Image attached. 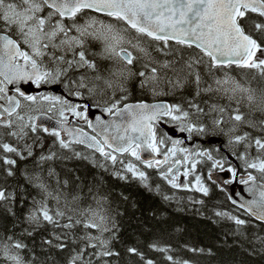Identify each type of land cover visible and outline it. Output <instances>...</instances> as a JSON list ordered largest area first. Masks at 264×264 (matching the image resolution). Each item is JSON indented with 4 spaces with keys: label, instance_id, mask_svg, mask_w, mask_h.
Segmentation results:
<instances>
[{
    "label": "snow or ice",
    "instance_id": "1",
    "mask_svg": "<svg viewBox=\"0 0 264 264\" xmlns=\"http://www.w3.org/2000/svg\"><path fill=\"white\" fill-rule=\"evenodd\" d=\"M79 101L109 119L93 121ZM222 149L247 171L240 183L252 182L253 199L239 204L252 220L216 208L208 218L234 224L225 244L231 235L264 253V185L253 175L264 177V0H0V264H158L149 252L199 264L211 248L185 244L184 258L160 239L125 243L129 197L117 200L103 174L166 202L176 197L163 185L208 197L197 165L223 171ZM73 159L100 174L67 168Z\"/></svg>",
    "mask_w": 264,
    "mask_h": 264
},
{
    "label": "trees",
    "instance_id": "2",
    "mask_svg": "<svg viewBox=\"0 0 264 264\" xmlns=\"http://www.w3.org/2000/svg\"><path fill=\"white\" fill-rule=\"evenodd\" d=\"M255 86L256 83L253 82V87ZM139 98L138 93L133 90L132 100ZM144 98L147 99L148 97ZM164 99L171 100L170 97ZM65 165L69 169L77 170L79 174L84 176L91 177L94 174H100V170L95 168L89 161L73 159L66 161ZM148 172L153 176L155 182L157 178L153 170L149 169ZM103 175L107 187L113 191L117 200L118 196L116 194L120 192L129 197L127 204L120 203L121 210H126V214L122 219L123 229L121 232L122 240L125 243L138 244V246L147 250L148 242L160 239L162 242L170 243L173 247L179 249L176 254L184 258H193L192 253L182 249L185 244L211 248L215 253L214 256L194 257L199 261V264H264V253L257 252L255 255H250L241 249L238 244L233 243L231 235H228L227 244H225V234L234 229V224L231 221L214 222L215 217L208 218L212 215L211 209L216 208L252 220L245 211L233 205L226 193L215 183L207 184L210 188L208 197H203L202 194L197 192L172 190L169 186L163 185V190L167 194L172 195L174 193L176 197V199L166 202L160 195L145 189L139 182L131 178L128 181H123L109 174ZM188 196H192L194 199H204L205 206L192 204L187 200ZM133 204L135 207L132 206ZM253 223L256 222L253 221ZM254 230L256 229L249 228L247 231L251 233ZM259 234L264 235V232ZM245 247L251 251V246L247 243H245ZM148 254L157 259L158 264H165L161 254L153 252Z\"/></svg>",
    "mask_w": 264,
    "mask_h": 264
},
{
    "label": "flooded vegetation",
    "instance_id": "3",
    "mask_svg": "<svg viewBox=\"0 0 264 264\" xmlns=\"http://www.w3.org/2000/svg\"><path fill=\"white\" fill-rule=\"evenodd\" d=\"M22 87L26 88L27 90H39V89H36L34 85H22ZM41 90H43V89H41ZM57 91H59V90L57 89ZM147 99L149 100V102H151V98L150 97H148ZM132 101H135V100H132ZM79 102H81V103H89V105H90L89 118L93 119L92 116H91V109L94 108L95 106H92L90 101H79ZM79 126L84 127L86 131H90V129H87L86 125L81 124ZM221 139H223V138L221 137ZM201 143H202L203 147H208V148L221 147V142H219L217 144H209L208 142L207 143L201 142ZM185 146L192 147L193 145L191 143L186 142ZM222 152H223V155L227 158L224 161V165H223L224 170L223 171L220 168H212L211 167V163H212L211 161H205L204 163L197 165V174H201L202 175V179H203L205 185L207 186V184H209L211 182H213L216 185H218V183L215 182L213 179L209 180L207 178L209 171H211V174L216 173V172H225V175H226V180L225 181H232V182L231 183H225L224 182V184L233 187V189L235 191H237L239 185L242 184V183H240L241 178L247 179V171L242 166L241 161L236 159V157L232 156L226 149H222ZM214 155H216L218 159L221 158L219 154H214ZM229 167H235L236 168L235 177H233L231 172L228 171ZM248 171H252V170H248ZM253 175H255L256 178H259L260 180L264 181V177L259 176L258 172L253 171ZM181 179L184 180L185 178L181 177ZM186 180H187V182L191 183L193 178L191 176H189L188 178H186ZM223 191L226 193L227 197H229L226 189H224Z\"/></svg>",
    "mask_w": 264,
    "mask_h": 264
},
{
    "label": "water",
    "instance_id": "4",
    "mask_svg": "<svg viewBox=\"0 0 264 264\" xmlns=\"http://www.w3.org/2000/svg\"><path fill=\"white\" fill-rule=\"evenodd\" d=\"M96 116H102L103 119H109V117H108V115L106 113L105 114H97ZM163 126L167 129L169 134L173 136L174 139H181V138H184L186 136L185 133H181L178 130H174L171 125H169V126L163 125ZM221 140H222L221 138H213L208 143L217 144V143L221 142ZM145 155H147V153H145ZM212 178L216 182H218L220 185H223V182L226 179V175H225V172L213 173L212 174ZM251 183L252 182L249 181L247 184H240L239 189H238L237 192L234 191L233 187L226 186V189L228 191L229 196L231 195L232 198L237 201V204H234V205L239 207V204L242 203L243 201H247V200L253 199L252 194L248 191V188L250 187ZM256 183H257L258 186L259 185H264V182H261V181H259L257 179H256ZM242 210H244V209H242Z\"/></svg>",
    "mask_w": 264,
    "mask_h": 264
}]
</instances>
